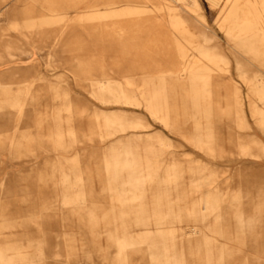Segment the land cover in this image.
<instances>
[{
  "label": "rangeland",
  "instance_id": "1",
  "mask_svg": "<svg viewBox=\"0 0 264 264\" xmlns=\"http://www.w3.org/2000/svg\"><path fill=\"white\" fill-rule=\"evenodd\" d=\"M198 1L200 15L193 12L182 15L189 19L193 33L207 31L215 36L213 43L221 47L230 59V73L215 77L212 82L214 102L221 106L213 107L211 115L206 117L202 114L204 109L194 107L187 97L188 87L176 85L168 93L176 130L165 128L145 110H127L129 114L144 118L150 125V132L159 133L170 144L161 155L162 167L175 165L185 171L177 179L179 187L154 191H170V206L184 209L182 220L173 221L167 227L174 231L179 248L183 247L186 264H201L203 253L198 255L196 250L203 240L201 232H209L210 229L222 232V235L212 233L211 237L215 239L216 247L224 249L223 264H264V151L253 145V140L264 142V131L253 117L250 103L255 99L248 84L237 75L236 58L242 57L241 66L250 78L257 76L264 80V65L228 41L216 25L219 16L217 9L211 8L206 0ZM44 2L38 0L35 5L32 0H0V54L6 41L27 35L29 39L26 42L17 43L16 55L22 57L33 49L41 71L37 73L30 66L20 65V62L15 68L3 67L0 71L2 75L11 69L20 72L21 77L16 82L20 87L29 88L31 97L20 116L7 105L0 108V226L5 227L0 228V244L30 247L34 264H115L117 250L109 238L115 226L112 220L105 222L102 219L104 214L111 213L112 197L105 189L108 180L103 170V159L113 143L103 144L97 138L89 140L85 135L100 133L95 112L102 109V104L91 93L92 81L102 78V63H118L120 66L116 69L120 70L134 65L130 60L118 58V35L112 30L110 36L103 32L104 24L109 21H88L84 17L87 8L82 6L76 12L64 15V21L58 24H45L34 31L11 29L13 23L24 25L35 21L40 24L52 20L51 14L41 8L48 6ZM26 7L33 11L26 12ZM98 8L102 12V0ZM55 16L60 18L61 14ZM156 16L155 13H141L131 18L130 21L143 24L134 31L141 46H150L147 40L159 37L149 35L162 30L159 26L153 28ZM204 24L210 29L204 28ZM50 51L54 57L49 68L46 55ZM153 52L161 54L162 51L155 49ZM78 63H82V69L89 72L78 73ZM115 78L121 79V76ZM14 87L17 88V84ZM236 89L243 104L242 116L247 122L244 128L236 124ZM56 94L68 95L75 110L79 111L73 119L78 140L72 142L66 139L58 149L53 148L47 139L56 130L55 118L60 110V102L53 98ZM224 110L225 113H222ZM8 111L12 114L6 115ZM60 115L65 124L62 127L66 129L68 116L65 112ZM196 120L204 124L211 122L215 136L214 155L193 148L180 136V133H193ZM29 137L32 139L29 140ZM240 144L250 145L253 156H241ZM75 159L79 162L72 164L71 160ZM61 166L67 172L80 168L83 187L72 188L69 184L75 180L71 176L66 181L60 176ZM189 167H206L215 175L210 189L218 185L225 197H240L238 203L227 200L220 205L219 221L213 216L206 221L186 216V210L200 197V193L192 192L194 177ZM164 177L162 171L160 181ZM77 190H84L88 194L87 205L64 206L60 203L63 192ZM207 190L204 188L200 191ZM181 193H186V200L179 202L177 200ZM91 208L100 217L95 226L87 217V209ZM237 214L244 215L246 219H256L251 221L252 226L242 227ZM130 254V264H152L147 245H142L140 250L130 251ZM214 255L217 259V249Z\"/></svg>",
  "mask_w": 264,
  "mask_h": 264
},
{
  "label": "bare ground",
  "instance_id": "2",
  "mask_svg": "<svg viewBox=\"0 0 264 264\" xmlns=\"http://www.w3.org/2000/svg\"><path fill=\"white\" fill-rule=\"evenodd\" d=\"M206 2L211 8L217 9L219 16L216 25L224 32L227 40L264 65V0H206ZM32 3L37 5L38 0H32ZM44 3L48 6L41 8L51 14L52 20L40 24L35 21H29L24 25L13 23L11 29L34 31L45 24H58L64 21V15L76 12L82 6L87 8L84 17L88 21H109L104 24L103 32L110 36L112 30L118 35V58L120 57L122 61L130 60L134 65L120 70L116 69L120 66L118 63L111 65L102 63L100 72L102 78L92 81L91 93L102 104V109L95 112L100 133L85 135L89 140L97 138L103 144L113 143L104 153L103 159V170L108 180L105 189L112 197L111 213L104 214L102 219L105 222L112 220L115 226L114 233L109 235L117 250L114 263L130 264L132 259L130 251L140 250L142 245H147L152 264H186L183 247L179 248L174 231L167 227L173 221L182 220L184 209L170 206V191H154L159 188L179 187L177 179L185 171L175 165L162 167L161 155L170 144L159 133L152 134L150 125L144 118L129 114L130 111L127 109L145 110L165 128L176 130L171 118L168 94L170 88L176 85L188 87L187 97L192 100L194 107L204 109L202 114L206 117L211 115L213 107L221 106L220 103L214 102L215 91L212 82L215 77L230 73V59L223 53L221 47L213 43L215 36H211L207 31L193 33L189 19L182 15L189 12L200 15L199 1L102 0V12L98 8L101 0H45ZM25 9L26 12L33 11L29 7ZM141 13L157 14L152 25L154 29L158 26L162 29L149 34L151 37L153 35L159 37L147 40L150 44L147 47L141 46L134 33L143 24L130 21ZM59 14L60 18H56L55 15ZM204 28L210 29L206 24ZM28 39L26 35L17 36L10 42L6 41L2 53H6V56L0 54V71L3 67L15 68L20 62V65L30 66L37 73L41 72L33 49L28 50L22 57L16 55L17 43L26 42ZM153 46L156 50H161V54L153 52L155 50ZM46 56L49 61L47 66L50 68L54 55L50 51ZM236 59L237 75L248 84L255 99L250 103L253 117L258 127L264 131V80L258 79L257 76L250 78L241 66L242 57ZM78 67L80 74L89 72L82 69V63H78ZM8 71L5 75L0 72V108L7 105L9 106L7 108L20 116L24 113L27 100L31 98L30 89L20 87L16 82L21 77L20 72L14 69ZM116 76H121V79H116ZM16 84L17 88L14 87ZM53 98L60 102V110L55 118V133L49 135L47 139L51 141L53 148L58 149L66 139L72 142L78 140L79 135L73 125V119L79 111L75 110V105L68 95L56 94ZM32 99L35 97L32 96ZM234 105L237 108L236 124L244 128L247 122L242 116L243 104L237 89L234 91ZM9 111L6 115L12 114ZM64 112L68 116L66 129L62 127L65 124L60 115ZM222 113H225V110ZM180 136L193 148L209 155L215 154V136L210 121L205 124L197 121L193 133H180ZM30 139L32 137H29ZM253 145L264 151L262 140H253ZM239 148L241 156H253L250 145L240 144ZM71 162L75 164L79 160ZM59 171V175L66 181L74 178L75 182L69 184L72 188L83 187V172L80 168L76 170L73 168V172L72 170L67 172L64 166H61ZM162 171L165 177L160 181ZM189 172L194 177L191 183L192 192L200 193V197L186 210L188 218L206 221L213 216L219 221L221 219L219 208L222 203L227 200L239 202L240 197L237 195L225 197V193L218 185L210 189L215 175L206 167H189ZM204 188L208 190L200 191ZM87 196L84 190L66 191L61 194L59 200L64 206L79 207L87 205L89 202ZM179 196L181 197L177 201L186 200V193ZM87 210V217L95 226L100 217L94 209ZM236 217L242 227L252 226L251 221L256 219V217L246 219L242 214H237ZM212 233L222 235L221 230L210 229L209 232H201L203 240L196 250L198 255L200 252L203 253L201 264H223L224 249L215 246ZM29 248L22 244L18 246L0 244V264H34V256H31ZM215 249L217 259L214 255Z\"/></svg>",
  "mask_w": 264,
  "mask_h": 264
}]
</instances>
